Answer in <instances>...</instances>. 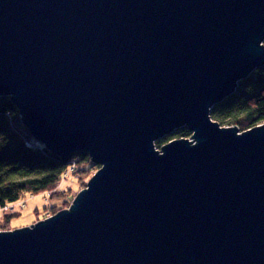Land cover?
<instances>
[{"label": "water", "instance_id": "obj_1", "mask_svg": "<svg viewBox=\"0 0 264 264\" xmlns=\"http://www.w3.org/2000/svg\"><path fill=\"white\" fill-rule=\"evenodd\" d=\"M263 66L264 0H0V97L100 166L0 264H264V123L211 117Z\"/></svg>", "mask_w": 264, "mask_h": 264}, {"label": "trees", "instance_id": "obj_2", "mask_svg": "<svg viewBox=\"0 0 264 264\" xmlns=\"http://www.w3.org/2000/svg\"><path fill=\"white\" fill-rule=\"evenodd\" d=\"M211 117L222 126H237L247 131L264 123V66L256 69L241 81L236 93L216 104ZM187 128L156 142L157 148L175 138H188ZM100 166L92 162L86 152H76L69 157L52 154L37 141L22 121L19 109L11 97H0V230H12L13 214L4 212L11 204L27 194L48 193L51 198H69L64 206L53 205L44 211L45 218L69 207L73 195L87 186L88 180ZM69 175L67 176V173ZM73 176L78 183L76 192L69 187L60 190L64 179ZM72 195V196H71Z\"/></svg>", "mask_w": 264, "mask_h": 264}, {"label": "rangeland", "instance_id": "obj_3", "mask_svg": "<svg viewBox=\"0 0 264 264\" xmlns=\"http://www.w3.org/2000/svg\"><path fill=\"white\" fill-rule=\"evenodd\" d=\"M69 173L70 172L67 173V176L69 175ZM69 187L73 188L74 192H76L78 188L77 180L73 176H70L69 178L64 179L60 184V190L62 191ZM79 192L80 191L77 190V193L73 195V199ZM64 199L65 201H69L70 197L69 198H63V197L62 198H57V197L51 198L48 193H41V194H36V195L27 194L25 197H22L20 201H17L11 204L8 210H2V214L6 212V213H11L14 215L10 221V227L12 230L23 228V227L30 226L38 221L45 219L44 211L47 207H51L53 205L63 207ZM48 214L49 216L51 215L49 212Z\"/></svg>", "mask_w": 264, "mask_h": 264}, {"label": "bare ground", "instance_id": "obj_4", "mask_svg": "<svg viewBox=\"0 0 264 264\" xmlns=\"http://www.w3.org/2000/svg\"><path fill=\"white\" fill-rule=\"evenodd\" d=\"M235 93H236V92H235ZM212 119H213V118H212ZM213 120H214V119H213ZM215 121H216V120H215ZM217 122H218V121H217ZM225 127H228V126H225ZM178 130H179V129H178ZM176 131H177V130H176ZM176 131H175V132H176ZM188 138L190 139L191 137H188ZM175 139H176V138H175ZM177 139H179V138H177ZM157 149L161 151V148H157ZM51 153H52V152H51ZM52 154H53V153H52ZM87 154H88V153H87ZM54 155H55V154H54ZM88 155H89V154H88ZM89 157H90V156H89ZM90 159H91V158H90ZM99 169H100V168H99ZM91 178H92V177H91ZM91 178H90V179H91ZM90 179L88 180V182L90 181ZM83 189H84V188H83ZM50 216H53V215L51 214ZM50 216H49V217H50ZM0 231H3V230H0Z\"/></svg>", "mask_w": 264, "mask_h": 264}, {"label": "built area", "instance_id": "obj_5", "mask_svg": "<svg viewBox=\"0 0 264 264\" xmlns=\"http://www.w3.org/2000/svg\"><path fill=\"white\" fill-rule=\"evenodd\" d=\"M7 209H9V208H7Z\"/></svg>", "mask_w": 264, "mask_h": 264}]
</instances>
